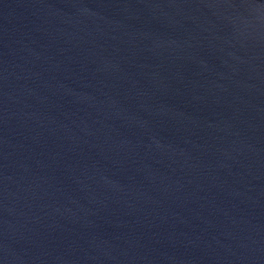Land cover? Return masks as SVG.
<instances>
[{
	"label": "water",
	"instance_id": "obj_1",
	"mask_svg": "<svg viewBox=\"0 0 264 264\" xmlns=\"http://www.w3.org/2000/svg\"><path fill=\"white\" fill-rule=\"evenodd\" d=\"M0 264H264V0H0Z\"/></svg>",
	"mask_w": 264,
	"mask_h": 264
}]
</instances>
